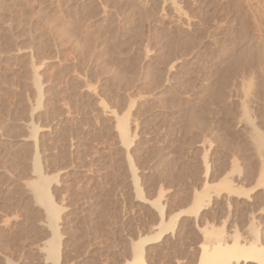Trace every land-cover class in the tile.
<instances>
[{
  "label": "rangeland",
  "instance_id": "rangeland-1",
  "mask_svg": "<svg viewBox=\"0 0 264 264\" xmlns=\"http://www.w3.org/2000/svg\"><path fill=\"white\" fill-rule=\"evenodd\" d=\"M235 240L264 247V0H0V264Z\"/></svg>",
  "mask_w": 264,
  "mask_h": 264
},
{
  "label": "bare ground",
  "instance_id": "bare-ground-1",
  "mask_svg": "<svg viewBox=\"0 0 264 264\" xmlns=\"http://www.w3.org/2000/svg\"><path fill=\"white\" fill-rule=\"evenodd\" d=\"M125 126L126 125L123 126V132L127 130V127L125 128ZM58 241L59 240H57V237H53L52 245L54 251L56 250L57 252L60 248V242ZM141 241L135 243V254L132 260L127 261L125 264H147L143 257V247L141 246ZM241 260L264 262V247H261L255 243L243 246L237 240L233 241L231 245L219 243L214 247L213 250L208 251L204 249V254L199 264H233V261H235L236 264H239Z\"/></svg>",
  "mask_w": 264,
  "mask_h": 264
},
{
  "label": "water",
  "instance_id": "water-1",
  "mask_svg": "<svg viewBox=\"0 0 264 264\" xmlns=\"http://www.w3.org/2000/svg\"><path fill=\"white\" fill-rule=\"evenodd\" d=\"M133 256H134V254L131 253L130 257L127 260H125L124 262H122L121 264H125L127 261H131Z\"/></svg>",
  "mask_w": 264,
  "mask_h": 264
}]
</instances>
